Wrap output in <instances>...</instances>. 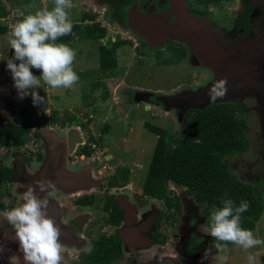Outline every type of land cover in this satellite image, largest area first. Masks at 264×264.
Returning <instances> with one entry per match:
<instances>
[{
	"label": "flooded vegetation",
	"instance_id": "1",
	"mask_svg": "<svg viewBox=\"0 0 264 264\" xmlns=\"http://www.w3.org/2000/svg\"><path fill=\"white\" fill-rule=\"evenodd\" d=\"M95 1L104 6V21L130 35L110 39L126 42L117 51L118 68L112 75L123 73L118 70L121 49L133 46L141 58L149 60L153 55L156 65L186 79L165 89L167 93H126L124 89L122 107L130 109L143 104L154 112V117H173L177 128L171 133L177 141L192 136L188 121L201 111L213 105L234 107L245 121L248 147L225 162L231 174L260 193L264 207V0ZM96 21L101 23L98 17ZM110 40L106 36L101 42L107 46ZM141 65L142 61L136 64ZM224 78L228 90L223 98L209 97L204 105L192 100ZM164 98L174 99L170 102ZM11 102H0V112H13L10 122L2 126L17 124L12 121L15 112ZM95 103L92 99L91 112L97 111ZM54 112H46L47 123L34 128L22 146L12 142L0 147V169L10 171V178L1 183L2 213L18 206L19 195L27 185L50 179L56 184L55 191L40 194L49 200L47 214L78 239L68 246L63 244L61 264H222L220 258L234 244L223 251L214 247L216 241L207 233L202 206L184 188L179 194L175 187H181L170 188L173 184L168 183V189L175 190L170 195L172 203L180 202V208L169 207L165 199L147 195L143 189L145 181L139 187L131 181L130 169L112 165L105 136L95 133L92 126L98 117L85 110L71 115L68 111ZM249 118L250 123L258 124L252 145L247 132ZM71 129L80 132V140L72 151L68 139ZM250 150L255 158L244 162L243 156ZM234 158L241 160V168L232 162ZM61 161H65L64 167ZM62 172L72 175L69 190L63 187ZM62 236L66 237L65 232ZM106 250L109 257L100 261ZM254 255L255 264H264V250H257ZM227 264H234L233 260L228 258Z\"/></svg>",
	"mask_w": 264,
	"mask_h": 264
},
{
	"label": "rangeland",
	"instance_id": "2",
	"mask_svg": "<svg viewBox=\"0 0 264 264\" xmlns=\"http://www.w3.org/2000/svg\"><path fill=\"white\" fill-rule=\"evenodd\" d=\"M1 1L7 9L12 10L7 18L2 19L10 29L15 24L16 14L24 18L26 15L35 14L37 11L43 9L51 10L54 7L53 0H14L12 3H9L7 0ZM73 4L75 7L70 10L72 22L79 20L84 12L96 13L98 20L107 28V38L109 40L116 39L118 36L125 38L130 36L129 34H126L127 36L122 34L125 31H121L118 28L115 29L102 19V9L104 6L95 0H73ZM14 12L18 13L14 14ZM8 39V34L0 35V102L3 104V102L5 103L8 100L12 101V111L15 112V118L12 121L19 122L20 119L16 116H19V113L24 108L44 110L45 112L50 111L51 113L56 111L58 114L68 111V115H71L72 112L75 113L76 110L79 112L85 110L93 114L98 119L92 122V126L95 129V133H103L102 135L105 136L104 144L109 154L113 157L112 165L130 169L131 181L137 182L139 187H141L145 181L157 142L156 135L145 127V123H152L170 132H173L177 128V125L173 117L162 114L156 117L152 116L154 112L148 110L143 104L132 106L130 109L123 108L125 96H122V91L125 89L127 93L134 90H159L160 92L167 93V91H164L165 89H169L173 84H179L180 81H185V76L171 73L170 69L156 65L153 62V55L149 60L141 58L139 54L134 53L133 46L124 47L120 51V69L118 70L123 72L121 73L122 75L105 73L100 69L98 64L96 44L75 41L72 48L76 51L77 56L73 68L79 76V82L70 89H52L47 85H43L42 82L41 89H35V91L41 97H44L45 102L34 106L30 95L22 100L19 99L17 90L13 86L14 81L12 80L10 71L7 70V60L12 58L14 50L11 49ZM133 43L135 44V42ZM138 61H142L141 67L136 66ZM17 63L19 62L17 61ZM32 72L37 77L41 75L40 70L32 69ZM97 81L104 82L107 86L109 92V99L107 101H103L100 98V91L93 95L90 93L91 84ZM92 99L96 101L95 107L97 109V111L93 112L89 108ZM110 110H112L111 113ZM0 113H3V111ZM247 126L248 137L252 145L255 141L254 133L258 131V124L254 122L250 123L249 118ZM254 158L253 150H250L243 156L244 162L253 161ZM233 161L237 164L238 168L242 167L239 158H234ZM238 171L241 172L240 169ZM169 187L174 188L175 186L169 185ZM175 189L179 194H182L184 191L183 188L175 187ZM19 197L18 206L23 202L21 195ZM253 233L257 238L264 239V217L258 223ZM261 249L264 250V246L253 248L250 252L254 255L257 250ZM166 252H169V250ZM225 254L236 264L244 260L247 261L249 253L234 245L226 250Z\"/></svg>",
	"mask_w": 264,
	"mask_h": 264
},
{
	"label": "trees",
	"instance_id": "3",
	"mask_svg": "<svg viewBox=\"0 0 264 264\" xmlns=\"http://www.w3.org/2000/svg\"><path fill=\"white\" fill-rule=\"evenodd\" d=\"M7 1L12 3L14 0ZM11 12L12 10L7 9L0 0V35L11 31L2 21ZM22 19L23 16H17L15 23ZM96 19L97 15L84 12L79 20L72 22V33L57 42L68 44L71 48L75 41L95 43L100 69L105 73H116L117 51L126 42L110 40L109 45L104 46L101 40L107 36V29ZM90 87L92 95L100 91L103 101L109 98L104 82L92 83ZM19 119L17 124L0 127V147L12 142L22 146L34 128L47 123L48 116L44 110L24 108ZM244 126L245 121L238 116L235 108L227 104L213 105L201 111L199 116L188 121L192 136L180 138L178 141L170 131L149 122L145 123V127L156 135L157 142L147 171L144 192L152 197L165 199L169 207L180 208V202L172 203L170 195L173 191L168 189V183L184 188L187 194L202 206L208 227L212 207H222L224 198L232 199L236 206H239L241 201H247L250 207L242 214L241 226L254 231L264 214L260 193L231 174L225 162L226 158L247 150L248 141ZM83 152L86 154V149ZM8 178L10 171L0 169V196L1 183ZM108 257L109 251L106 250L99 258L104 262Z\"/></svg>",
	"mask_w": 264,
	"mask_h": 264
},
{
	"label": "clouds",
	"instance_id": "4",
	"mask_svg": "<svg viewBox=\"0 0 264 264\" xmlns=\"http://www.w3.org/2000/svg\"><path fill=\"white\" fill-rule=\"evenodd\" d=\"M51 10L43 9L29 14L16 22L8 33V42L13 51L7 60L18 98L31 96L33 104L44 103L35 89L47 85L52 89H70L79 82L73 64L77 53L68 44L58 43L62 37L72 33L73 23L70 10L75 7L73 0H53ZM17 61L19 63H17ZM32 69L41 71L39 77ZM227 79H221L210 89L211 100L223 98L227 93ZM21 194L22 203L0 214L14 230L19 244V255L8 257L9 264H61L64 245L60 239V228L48 216L49 200L42 195L55 191L56 184L50 179H39L27 185ZM227 197V194H225ZM249 202L241 201L236 206L232 199L224 198L222 207L213 206L207 233L214 238V247L223 251L229 243L242 248L247 255L248 264H255V256L250 252L258 246H264V239L257 238L253 231L241 226L242 214L248 211ZM192 223H195L193 221ZM0 246V253L3 252ZM227 264L228 256L221 258ZM158 264H163L159 261Z\"/></svg>",
	"mask_w": 264,
	"mask_h": 264
},
{
	"label": "water",
	"instance_id": "5",
	"mask_svg": "<svg viewBox=\"0 0 264 264\" xmlns=\"http://www.w3.org/2000/svg\"><path fill=\"white\" fill-rule=\"evenodd\" d=\"M212 87H207L205 88L202 92H200L198 95H196L193 99H195V102H202V104L204 105L205 103H207L208 99H209V92L210 89ZM167 101L172 102V100L174 98H164ZM198 105H193V108H197ZM13 112H3L0 113V126L7 124L10 122V116H12ZM80 138V132L78 129H71L69 130L68 133V139H69V146L71 148V151L74 149V146L76 144V142H78V140ZM82 141V140H81ZM62 166L64 167L65 161H61ZM44 170H46V167L44 168ZM63 174V172H62ZM63 177H65V184L63 185V187H66L67 190H69V184H70V179L72 178L71 173H67V174H63ZM74 177V176H73ZM71 185V184H70ZM27 188H24L21 191V194L26 191ZM20 194V195H21ZM44 194H48V193H44ZM40 195V194H39ZM0 214H2V212L0 211ZM60 228V239L62 241V243L65 246L70 245V243L73 241L74 243L76 242V236L75 233H71V230H65L64 227L57 225ZM66 234V237H63L62 234ZM70 234H73V236H71ZM0 246L3 247V252L0 253V264H9V260L8 257L12 256V255H19L22 258V253L19 252V244L18 241H16L15 238V233L14 230L11 228L10 225L7 224L6 219L3 217V215H0Z\"/></svg>",
	"mask_w": 264,
	"mask_h": 264
}]
</instances>
